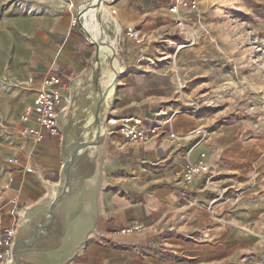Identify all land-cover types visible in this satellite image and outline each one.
Here are the masks:
<instances>
[{
	"label": "crops",
	"instance_id": "1",
	"mask_svg": "<svg viewBox=\"0 0 264 264\" xmlns=\"http://www.w3.org/2000/svg\"><path fill=\"white\" fill-rule=\"evenodd\" d=\"M85 1L70 0L77 17ZM172 4L113 0L119 34L103 17L117 39L109 44L106 35V48L112 52L106 49L103 55L112 59L119 45L124 63L110 117L161 128L144 143L130 142L118 131L106 134L96 168L86 179L96 184L98 194L80 210L86 216L95 209V232L67 264H264V121L236 118L212 126L186 109L165 62L179 37ZM90 8L83 9L85 28L81 22L73 26L72 17L63 15L33 34L35 62L29 79L36 83L30 86L28 105L49 72L68 82L66 106L75 87L85 88L97 73L87 78L96 53L90 40L94 43L99 34ZM102 58L100 52L99 63ZM22 127L21 120L12 125V133L4 136L9 143L0 147L1 230L17 223L25 209L51 197L62 178L63 135L42 129L44 141L35 146ZM202 153L218 174L215 188L202 177L188 184L177 175ZM89 187L85 183L84 191ZM135 224L145 230L114 234Z\"/></svg>",
	"mask_w": 264,
	"mask_h": 264
},
{
	"label": "rangeland",
	"instance_id": "2",
	"mask_svg": "<svg viewBox=\"0 0 264 264\" xmlns=\"http://www.w3.org/2000/svg\"><path fill=\"white\" fill-rule=\"evenodd\" d=\"M112 2L105 4L110 11ZM91 5L92 0L86 8ZM63 15L77 17L70 0H0V147L9 143L4 136L12 133L11 126L21 120L30 101L28 80L35 62L33 34L47 29ZM103 17L100 12L101 23ZM183 19L184 27H177L178 41L164 61L170 63L180 88L178 96L187 102L186 109L212 126L236 118L264 121V0H198L197 9L184 10ZM102 24L108 43H117L112 31H107V24ZM90 44L96 50V60V46ZM117 48L118 62L113 55L106 59L104 51L101 54L116 85L122 74L114 77L115 70L121 65L124 71L121 47ZM107 49L112 52L111 47ZM99 68L101 62L87 78ZM102 70L106 72L108 67ZM92 78L77 96L72 107L74 117L91 103L97 82ZM77 92L75 87L74 95ZM78 127L70 126L65 134L76 139Z\"/></svg>",
	"mask_w": 264,
	"mask_h": 264
},
{
	"label": "water",
	"instance_id": "3",
	"mask_svg": "<svg viewBox=\"0 0 264 264\" xmlns=\"http://www.w3.org/2000/svg\"><path fill=\"white\" fill-rule=\"evenodd\" d=\"M88 1V0H86ZM86 1L80 6L79 17L84 8ZM95 62L90 68V73L94 68ZM77 87V86H76ZM75 96V95H74ZM73 107L66 106L60 114L59 126L60 134L63 135L64 151H63V171L60 184L54 190L51 197H47L43 202L25 209L23 214L19 216L16 233L11 248L10 259L3 260L4 264H42L28 256L30 251L45 253L53 250L61 245L63 238L68 230V217L70 214L80 213V208L74 210L71 206L74 200L75 191L82 184L85 187L86 179L93 173L96 168V157L104 138L106 137V125L110 112L106 117V125L103 127V138L101 144L97 148L88 150L93 145V141L76 142V145L68 149L66 144L67 130L69 124L65 122L67 109ZM77 137V135H76ZM75 140V139H74ZM84 195V190H83ZM83 201L80 202V205ZM41 206L39 211L32 212L33 207ZM68 207V208H67ZM83 216V215H82ZM95 232L94 224L89 229L84 241L79 243L75 248V252L68 261H71L74 256L82 250L83 244L86 242L90 233ZM47 261H45L46 263Z\"/></svg>",
	"mask_w": 264,
	"mask_h": 264
},
{
	"label": "built area",
	"instance_id": "4",
	"mask_svg": "<svg viewBox=\"0 0 264 264\" xmlns=\"http://www.w3.org/2000/svg\"><path fill=\"white\" fill-rule=\"evenodd\" d=\"M197 7L198 0H173L170 12L177 18L176 26L180 28L184 27V10H195ZM81 19L82 17L73 18L72 25H77L78 22H81ZM130 33L133 37L138 38L136 31H131ZM39 82L40 88L36 91L33 102L26 107L21 116L23 124L22 134L28 137L35 146L40 145L44 141L42 129L47 130L50 135L60 136L59 118L67 102L64 92L69 88L68 82L64 81L61 76L51 72L42 77ZM35 83L36 80L34 78L28 80L30 86H33ZM159 113L161 114V112ZM161 115L164 116V114ZM169 121H171V119L166 122ZM108 126L114 129H108ZM160 128V124H150L143 127L142 121L138 119L117 120L109 117L106 134L118 131L130 142L144 143L156 136ZM177 175L188 184L202 177L205 180V184L212 188H215L213 182L218 176L216 170L206 162L205 153L200 155V159L197 162L189 163ZM16 225L17 223L4 230L0 229V261L10 259L11 257V248L16 233ZM143 230H145V227L142 224H135L120 231H116L114 234H130Z\"/></svg>",
	"mask_w": 264,
	"mask_h": 264
},
{
	"label": "bare ground",
	"instance_id": "5",
	"mask_svg": "<svg viewBox=\"0 0 264 264\" xmlns=\"http://www.w3.org/2000/svg\"><path fill=\"white\" fill-rule=\"evenodd\" d=\"M109 1L111 0H92V5L90 8L91 16L93 18L94 23L97 25L99 31V34L97 35L94 43L89 39L90 42L96 46V49L98 51V63L100 59V52L102 54V52L106 51L107 49L105 43L106 30L103 28V24L99 21V13H103L106 23H114L118 34L121 32V28L117 24V21L114 18L112 12L105 6V4ZM90 3L91 0H88L85 3L83 9H85L86 6ZM83 9L81 11V17L84 18V22H86V18L83 14ZM83 28H85V23ZM104 67H108V70L106 72L102 70V68ZM119 69H114L116 74L114 77L119 76L120 72L121 74L123 73V68L121 70V66H119ZM110 75V66L102 58L101 69L92 78V80H95L97 82L94 88V94L90 95L91 103L83 107L78 112L76 117L73 116L72 107L69 106V108L67 109L65 122L69 124V126L76 124L79 125L78 129L75 132L77 135L76 139L72 140L69 136H67L66 138V144L68 149L73 148L76 145V142H87L89 140L93 141V145L89 147L88 150H91L92 148L95 149L100 146L102 140H99L101 138L103 127L106 125V117L108 113L112 110V106L114 104L115 99V87H117V81L113 79V77L111 78ZM77 90L78 92L76 93V95L70 99L71 106H73L74 103L77 101V96L80 93H83L84 88L77 87ZM80 137L81 140H78V138ZM87 186H90L87 189L89 192L84 191V195L83 190H85V187L83 189L82 184L79 186L77 191H75L74 200L71 206L68 205L69 208L75 206L73 208L74 210H76L77 207H79L80 209H84V207H86V205H88L90 201L93 202L94 195L98 194L96 193V184L90 185L89 181H86V188ZM81 201H83V204L80 205ZM40 208L41 206L33 207L32 212H37ZM94 215L95 209H93L92 212L90 214H87L86 216L80 215L79 212L76 214L71 213L68 217L67 234L63 238L61 245L45 253L30 251L28 253V256L31 259L36 260L42 264H65L66 261L72 258L76 250L75 247L79 243L83 242L85 237L87 236L89 229L93 225ZM45 261L47 262L45 263Z\"/></svg>",
	"mask_w": 264,
	"mask_h": 264
}]
</instances>
